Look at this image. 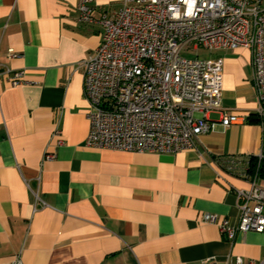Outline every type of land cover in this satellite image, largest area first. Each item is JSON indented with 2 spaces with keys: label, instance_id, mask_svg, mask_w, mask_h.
Wrapping results in <instances>:
<instances>
[{
  "label": "crops",
  "instance_id": "1",
  "mask_svg": "<svg viewBox=\"0 0 264 264\" xmlns=\"http://www.w3.org/2000/svg\"><path fill=\"white\" fill-rule=\"evenodd\" d=\"M78 1L0 0V264L18 254L23 264L264 258V233L229 241L202 220L209 212L237 222L235 189L248 187L244 174L264 135L248 49L212 52L223 59L222 106L240 122L218 124L176 153L89 147L79 62L101 41L100 16L122 0H90V22L79 19Z\"/></svg>",
  "mask_w": 264,
  "mask_h": 264
},
{
  "label": "built area",
  "instance_id": "2",
  "mask_svg": "<svg viewBox=\"0 0 264 264\" xmlns=\"http://www.w3.org/2000/svg\"><path fill=\"white\" fill-rule=\"evenodd\" d=\"M89 2L77 3L83 22L94 20ZM99 20L101 41L79 62L88 103L87 146L176 153L195 148L199 135L218 124L240 122L241 116L222 106L223 59L199 55V47L248 49L256 114L264 116V0H122L117 11ZM19 75L14 73L11 85L21 82ZM212 111L219 112V120L209 117ZM54 156L48 152L44 158ZM255 157L259 165L264 135ZM244 177L248 187L235 189L237 222L202 213V220L217 224L229 241L237 232L264 233V181L257 170ZM206 262L264 264V258L245 261L236 255ZM12 264H23L19 254Z\"/></svg>",
  "mask_w": 264,
  "mask_h": 264
},
{
  "label": "trees",
  "instance_id": "3",
  "mask_svg": "<svg viewBox=\"0 0 264 264\" xmlns=\"http://www.w3.org/2000/svg\"><path fill=\"white\" fill-rule=\"evenodd\" d=\"M248 119L250 121H258V119L256 118V116H249ZM257 161H256V157L255 155L250 157V166H249V170L250 171H256L257 170V174L259 176V178L262 179V181H264V158L260 161L259 165L257 166Z\"/></svg>",
  "mask_w": 264,
  "mask_h": 264
},
{
  "label": "rangeland",
  "instance_id": "4",
  "mask_svg": "<svg viewBox=\"0 0 264 264\" xmlns=\"http://www.w3.org/2000/svg\"><path fill=\"white\" fill-rule=\"evenodd\" d=\"M197 53L199 54V55H202V56H211V57H213L212 56V52L213 53H215V51L214 50H207V49H203V48H201V47H199L197 50ZM193 53H195V52H193ZM187 55V54H186ZM190 55H192V54H190Z\"/></svg>",
  "mask_w": 264,
  "mask_h": 264
}]
</instances>
